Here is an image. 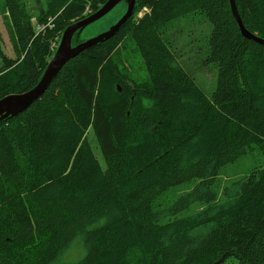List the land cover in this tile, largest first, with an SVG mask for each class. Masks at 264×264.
I'll use <instances>...</instances> for the list:
<instances>
[{
	"label": "trees",
	"instance_id": "obj_1",
	"mask_svg": "<svg viewBox=\"0 0 264 264\" xmlns=\"http://www.w3.org/2000/svg\"><path fill=\"white\" fill-rule=\"evenodd\" d=\"M106 1L0 0L17 50L0 56V99L33 87L49 40ZM235 3L249 37L229 0H135L111 37L0 119V264H264V164L229 173L264 157V0Z\"/></svg>",
	"mask_w": 264,
	"mask_h": 264
},
{
	"label": "rangeland",
	"instance_id": "obj_2",
	"mask_svg": "<svg viewBox=\"0 0 264 264\" xmlns=\"http://www.w3.org/2000/svg\"><path fill=\"white\" fill-rule=\"evenodd\" d=\"M26 1L28 5L31 7V9L34 11V4H35L34 1L36 0H26ZM126 9H127V2L125 0L118 2L109 12H107V14L91 22L90 24L86 25L80 32H78L75 35L74 41L78 40L79 42H83L108 30L110 26L114 25V23L125 13ZM144 11H145L144 9H140L139 11H137V16H139V14L141 12L143 13ZM33 23L35 27L38 25L34 18H33ZM62 31L63 30H61V32L58 33L56 37H53V39L49 40L50 42L49 45L50 53L48 54L49 60L53 56L52 54H54L59 44ZM14 42H16V40L9 25V19L6 15L0 12V52H1L0 56L1 54H3L5 55V57L8 58H16L17 50ZM76 44L77 42H74L72 45H76ZM118 52L120 53L119 56L121 57L123 65H125V67L127 68L130 76L132 78H137V79H142V77L144 78L145 76L144 65L142 64L143 62L141 58L135 52L133 45L126 43L125 47L120 49V51ZM0 64H1V57H0ZM194 70L196 71L195 80L200 84L201 88H203L205 91H207L208 88H210L211 90L212 87L214 86V81H215L214 74L211 73L210 70L208 71L201 70L199 72L197 71L198 68H195ZM87 137L88 139H90V143L91 146L93 147V151L94 154L96 155V158H98L99 162L102 165H104L102 155L97 145H95V141L91 135V131H88ZM257 163L264 164V157L262 155L257 154L256 152H254V155H251L250 153V155L243 158L238 165L237 164L233 165L229 173H231L234 170H239L241 169V167L246 166L247 168L252 164H257ZM170 196L171 194H167L163 196V198H168ZM67 258L71 260L72 258L71 253L67 255ZM222 264H242V263H240L239 260L234 257H229Z\"/></svg>",
	"mask_w": 264,
	"mask_h": 264
},
{
	"label": "water",
	"instance_id": "obj_3",
	"mask_svg": "<svg viewBox=\"0 0 264 264\" xmlns=\"http://www.w3.org/2000/svg\"><path fill=\"white\" fill-rule=\"evenodd\" d=\"M120 1L122 0H107L99 9H97L93 13H90V15L74 21L67 27H65V29L62 31L59 44L54 54H52L53 56L47 63V66L45 67V70L43 71L40 79L37 80V83L24 92L5 95L0 99V119L25 109V107H28L33 101L39 98L46 90L47 86L50 83V80H52L60 70V68L63 67V64L71 57L75 56L77 52L82 50L84 47L100 41L101 39L111 37L132 14L135 0H125L127 2V9L125 13L114 23V25L110 26L108 30L88 40L79 42L76 45H72L71 41L73 35L76 32H80L86 25L107 14V12H109ZM229 1L232 14L236 19L235 21L238 22L242 34L248 37L251 36L249 32L243 27L242 22L240 21L235 0ZM261 40L262 42H264V39Z\"/></svg>",
	"mask_w": 264,
	"mask_h": 264
},
{
	"label": "built area",
	"instance_id": "obj_4",
	"mask_svg": "<svg viewBox=\"0 0 264 264\" xmlns=\"http://www.w3.org/2000/svg\"><path fill=\"white\" fill-rule=\"evenodd\" d=\"M142 9H144L145 11H148L146 7H143ZM87 12H89V13H90V10H88V9H87V10H86V13H87ZM141 13H142V12H141ZM141 13H140L139 15H141ZM36 27H37V28H40V26H39V25H37Z\"/></svg>",
	"mask_w": 264,
	"mask_h": 264
}]
</instances>
